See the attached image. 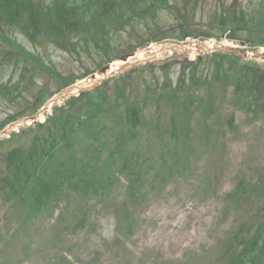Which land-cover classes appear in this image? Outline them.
Masks as SVG:
<instances>
[{"label":"rangeland","instance_id":"374dc122","mask_svg":"<svg viewBox=\"0 0 264 264\" xmlns=\"http://www.w3.org/2000/svg\"><path fill=\"white\" fill-rule=\"evenodd\" d=\"M169 1L175 8H160L156 16L148 15L146 20L136 18L134 27L113 35L107 59L96 54L84 55L82 62L49 43L33 45L24 36L14 35L60 72L92 71L88 77L74 83L84 90L91 89V78L108 65L111 56L128 53L132 47L150 40L152 34L161 43L149 41L138 49L145 57L132 67L147 64L148 77L150 70L160 77L165 70L176 80L181 66L189 65L199 55L191 56L185 46L179 51L167 47L204 38L244 46L248 53L244 59L264 67V60L252 58L264 52V46L253 43L263 38L264 29L239 31L230 20L236 15L241 24L240 16L246 11L248 27L256 28L252 21L263 19V0ZM179 24H185L188 33L197 39L181 40ZM206 55L210 54L202 56ZM30 76L31 73L15 65L0 74V84L7 87L6 94L0 93V125L11 113L27 106L24 96H29L28 91L35 92L44 84L47 92H56L60 84V79H50L45 72L35 76L34 81ZM107 81L115 82L112 77ZM224 97L219 137L212 129L209 139L200 134L204 139L200 141L198 137L188 148L173 142L166 101L151 104V116L139 131L138 143L132 146V151L135 159L145 165L143 171L149 172L154 180L145 183L135 200L127 198V179L113 177L108 194L88 199L71 195L63 203L29 220L22 207L12 205L7 195L0 194V264H223L224 246L247 221L248 211L245 206L228 204L226 195L239 179L264 175V120L237 110L236 131H231L226 120L236 108L231 95ZM34 100L31 98L30 103L34 104ZM33 132L21 135V139L0 142V165L10 146L19 141L29 143ZM125 205L132 231L123 209ZM83 218L86 225L74 230Z\"/></svg>","mask_w":264,"mask_h":264},{"label":"trees","instance_id":"16d2710c","mask_svg":"<svg viewBox=\"0 0 264 264\" xmlns=\"http://www.w3.org/2000/svg\"><path fill=\"white\" fill-rule=\"evenodd\" d=\"M169 4V0H0V74L15 65L31 73V81L35 72L48 71L51 77L63 79L59 87L69 85L78 78L76 74L66 76L47 64L14 34L21 33L34 44L52 43L82 59L84 54L92 56L93 45L107 54L101 42L106 44L137 17L155 15ZM179 31L180 37L188 33L185 24ZM4 89L0 84L1 94L7 93ZM28 94L36 103L8 121L37 111L53 93H45L42 85ZM228 94L235 108L264 120V67L237 55L214 53L183 66L177 81L168 73L161 80L157 74L147 78L139 71L118 78L113 87L103 83L55 108L39 127L46 133L35 134L30 144L11 146L0 165V194L22 207L29 220L71 194H107L115 176L126 177L128 200H135L145 183L154 180L132 151L151 116V103L167 102L175 128L172 134L176 130L175 140L186 144L195 139L197 129L205 130L208 121L219 116L220 103ZM235 121L233 112L227 120L231 130L236 129ZM12 139L21 136L15 134L8 142ZM226 201L248 211L247 221L224 246L223 264H264V175L240 179Z\"/></svg>","mask_w":264,"mask_h":264},{"label":"bare ground","instance_id":"6f19581e","mask_svg":"<svg viewBox=\"0 0 264 264\" xmlns=\"http://www.w3.org/2000/svg\"><path fill=\"white\" fill-rule=\"evenodd\" d=\"M217 44L214 41H206L204 43H192L190 46L187 47V50L190 52L191 56H196L198 53L210 52L216 49ZM144 55L142 52L137 53V58H142ZM125 63L123 62H116L112 64L111 69L109 70L110 73H115L120 70ZM101 77V76H98Z\"/></svg>","mask_w":264,"mask_h":264},{"label":"water","instance_id":"95a60500","mask_svg":"<svg viewBox=\"0 0 264 264\" xmlns=\"http://www.w3.org/2000/svg\"><path fill=\"white\" fill-rule=\"evenodd\" d=\"M218 50L223 51V52H229V53L241 52V51L232 50V49H229V48H226V47H222V48L220 47V48H218ZM102 72L103 73H106L107 72V69H103Z\"/></svg>","mask_w":264,"mask_h":264}]
</instances>
